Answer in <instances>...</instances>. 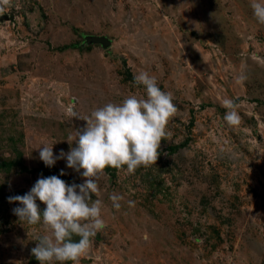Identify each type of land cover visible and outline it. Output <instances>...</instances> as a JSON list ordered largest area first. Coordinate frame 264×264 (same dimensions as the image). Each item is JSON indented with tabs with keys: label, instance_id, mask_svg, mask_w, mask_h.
<instances>
[{
	"label": "rangeland",
	"instance_id": "1",
	"mask_svg": "<svg viewBox=\"0 0 264 264\" xmlns=\"http://www.w3.org/2000/svg\"><path fill=\"white\" fill-rule=\"evenodd\" d=\"M250 4L12 0L0 13V264H39L31 249L49 234L8 197L61 170L83 183L66 160L46 167L39 149L68 152L92 111L144 98L142 71L177 112L156 163L99 178L106 227L78 264H264V25ZM225 99L239 105L237 126L223 120Z\"/></svg>",
	"mask_w": 264,
	"mask_h": 264
},
{
	"label": "clouds",
	"instance_id": "2",
	"mask_svg": "<svg viewBox=\"0 0 264 264\" xmlns=\"http://www.w3.org/2000/svg\"><path fill=\"white\" fill-rule=\"evenodd\" d=\"M12 6V0H0V13ZM253 16L264 25V2L251 0ZM243 79V77H241ZM133 83L143 86L144 98L130 95L119 104L107 103L91 112L84 120L82 130L75 138L67 141L68 152L60 150L54 155L53 145L39 149V159L46 167H53L58 160H66V166L83 178V183H66L60 176L41 175L24 195L8 197L9 203L18 202L12 209L20 221L29 225H42L49 233L37 238L31 249L39 264H59L71 261L78 264L92 245V238L105 227L102 218L103 202L93 199L99 193L98 180L105 175L106 168L126 170L134 173L140 167L156 163L161 140L166 135V126L177 108L172 94L162 91L156 78L147 72L134 75ZM223 106L228 109L223 120L230 127L239 125V105L233 99H225ZM70 117H77L74 106L66 109ZM75 143V146L71 145ZM126 166V168H125ZM123 197L112 194V207L119 210ZM37 200L46 207L41 211ZM131 203V202H130ZM79 237L74 240L73 237Z\"/></svg>",
	"mask_w": 264,
	"mask_h": 264
}]
</instances>
